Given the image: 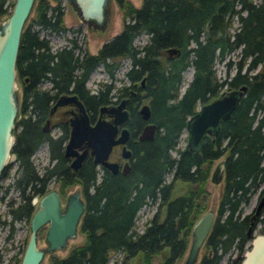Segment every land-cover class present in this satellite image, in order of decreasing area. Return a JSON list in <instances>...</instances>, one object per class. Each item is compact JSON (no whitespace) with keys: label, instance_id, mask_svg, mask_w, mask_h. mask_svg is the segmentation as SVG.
I'll list each match as a JSON object with an SVG mask.
<instances>
[{"label":"trees","instance_id":"obj_1","mask_svg":"<svg viewBox=\"0 0 264 264\" xmlns=\"http://www.w3.org/2000/svg\"><path fill=\"white\" fill-rule=\"evenodd\" d=\"M116 1L122 8V29L102 43L95 54L80 49L73 41H70L71 45H62L51 51L48 38L39 36V31L62 32L65 26L59 4L50 6L47 0H35L34 14L20 35L15 62L19 80L23 76L29 80L32 76L41 78L49 69L52 70V80H55L56 75L66 70L70 73L75 65H81L87 72L97 63H101L112 76L117 59L129 58L130 66L124 74L130 83L116 87L111 82L103 83L94 96H98V102L104 103L112 90L116 94H127L133 89V83L144 76V85L138 88L137 95L141 91L143 97L149 98V120L156 123L152 139L132 146V174L103 172L97 182L93 175L81 180L76 174L72 180L62 183L64 186L77 181L83 186L85 204L79 225L83 241L72 245L62 257L51 256L50 264H127L133 257H137L141 264H148L164 249L166 254L161 264L177 261L186 247L191 225L202 210L195 198L203 191L212 159L219 149L202 147L197 155L180 150L178 156L171 155L170 150L175 148L185 119L195 111L197 104L218 95L224 86L233 88L246 84L244 95L230 117L234 123L226 126L220 121L221 129L233 131L227 144L231 149L226 160L228 176L211 231L202 244L203 254L197 262L217 264L220 257L231 250L232 241L239 235L233 246L234 256L225 262L238 264L244 249V235L243 219L238 218L236 212L246 202L244 192L249 186L242 181L257 168L264 147V105L259 99L264 93V0H141L137 7L129 0ZM12 3L13 0H0V16L9 12ZM233 18L237 25L231 31ZM141 33L147 34V41L141 45L133 44L134 37ZM169 46L178 48L179 53L173 56L163 54ZM75 48L78 49L76 53ZM235 49L238 58L234 62L230 59L224 61L225 73L232 63L234 73L218 78L214 62ZM189 65L192 66L191 77L180 93L182 72ZM256 66L259 68L252 71ZM29 93L31 89L26 87L23 98L26 99ZM25 99L20 100L18 106L21 116L28 105ZM129 103L135 105L132 99ZM130 111L136 126L129 125L136 129L143 121L135 107ZM256 114H260L257 125L250 128L251 119ZM20 122L21 118L16 120L15 128ZM233 138H236L234 143L231 142ZM17 144L19 140L13 144L17 165L12 185L21 193L30 186L32 192L29 189L17 203L13 198L6 201L4 214L0 215V226H8L6 237L12 232L14 220L28 221L31 214L29 198L34 192L32 182L38 178L30 158L34 146L23 150ZM234 151L237 152L233 155ZM205 158L208 160L200 168V162ZM7 167L8 164L1 171L0 179L5 176ZM167 173L170 177L166 181L164 176ZM178 178L193 183L194 190L173 194L172 184ZM7 188L0 195V201ZM146 203H155V210L142 230L137 231L135 214ZM113 252L121 256L108 263Z\"/></svg>","mask_w":264,"mask_h":264},{"label":"water","instance_id":"obj_2","mask_svg":"<svg viewBox=\"0 0 264 264\" xmlns=\"http://www.w3.org/2000/svg\"><path fill=\"white\" fill-rule=\"evenodd\" d=\"M59 1V0H54ZM74 10L80 21L87 26L103 31L109 17L110 0H65ZM35 0H13L9 12L0 19V173L3 168L14 162L15 153L11 150L14 141L15 122L18 114V96L16 83L15 62L20 42V35L24 22ZM167 53L178 54L179 49L169 46ZM143 77L140 84H143ZM246 84L237 87H226L218 95L198 105L196 110L185 119L186 143L184 149L195 155L200 145L208 140L209 134H216L220 121L228 118L238 106ZM67 100L74 101L79 110V117L73 122L70 120V129L64 155L72 152L73 146L83 143V150L77 154V160L89 149L94 162L100 163L111 171L116 170V164L106 160L108 151L113 144L123 143L128 135L126 127L122 126L117 133V127L127 118L124 105L126 97H121L115 105L102 104L99 107V117L93 125L88 123L87 115L80 101L74 96H61L55 104ZM138 112L142 119H148L150 109L147 102L140 105ZM105 113L110 116L105 120L100 116ZM156 129V123L146 122L137 135L138 139H151ZM123 155L129 150L122 146ZM78 163V162H77ZM72 166H75L71 162ZM221 165V162L218 166ZM127 167L124 163L123 170ZM35 208L28 218V235L19 255L18 264H39L45 252H52L64 248L68 239L76 234L79 218L84 210V204L76 191L67 195L64 202H60L58 194L51 189L31 199ZM264 203V194L255 205L252 218L258 213ZM214 220L213 208L209 207L202 212L192 223L189 231V241L186 253L181 264H195L200 247L203 244ZM251 224V223H250ZM46 225L43 240L45 245L38 246L37 234L39 228ZM252 228H246L249 243L240 254L238 264H264V228L260 232L250 235Z\"/></svg>","mask_w":264,"mask_h":264},{"label":"flooded vegetation","instance_id":"obj_3","mask_svg":"<svg viewBox=\"0 0 264 264\" xmlns=\"http://www.w3.org/2000/svg\"><path fill=\"white\" fill-rule=\"evenodd\" d=\"M87 27H89L93 30H97V29L93 28L91 25H89ZM121 29H122V27H121ZM116 34H114V35H116ZM113 36H111V37H113ZM146 36H147V34H146ZM67 39L69 41L68 45H71V42L73 41V44H75V46H77V47L79 46L75 42V36L68 37ZM106 41L107 40L103 41L102 43H104ZM146 41H147V38H146ZM101 45H100V47H101ZM54 50H51V51H54ZM82 50H84V49H82ZM73 51L76 53V52H78V49L75 48V49H73ZM95 53H89V54H95ZM163 54H165L167 56L177 55L174 53H167V52H165V50H164ZM97 65L101 66L104 69V66L101 63H97L92 69H90L87 72H86V70H84L83 67H81V65H75L69 71L70 73H68V71L66 70L67 72L64 71L62 74L56 75L55 80H52V73H51L52 70H50V69H49V71L47 70V72L41 78H35L34 76H32L31 80H29V78L27 76H23L22 80H19L16 76V83H18V86L20 87L18 106H19L20 100L23 101V99H25L23 97L25 95L26 87L27 88L29 87V89H31V93H29L28 97L25 99L26 102L28 101V105H27L26 109L24 110V113L22 114V116L19 115V117L16 119L18 121L21 118V122L17 125V127L14 130L13 144L16 142V140L17 141L19 140V144H17V147L20 149H23V150H26L27 147H29V146H34V149L30 153V158L33 157V155H35V153H34L35 150L42 145L41 147L44 148L45 154H46L48 161H49V164L39 166L38 162L35 163L34 160H32V158H31L34 170L36 172V177H38V178L32 182L33 186H34V192L31 193V196L29 198V204H30V208H31L30 213H32V211L35 208V203L31 202L32 197L34 195L39 197L40 195L46 193L47 191H49L51 189H53L57 192L60 202H64L67 195L76 191L79 198L82 200L83 204H85L84 196H83V186H82L81 182L75 181L69 185L61 186L62 183H64L66 180H69V179L72 180L74 175H76V174L80 175L81 180L82 179L86 180L89 178L90 175H93L95 178V181L97 182L99 180V177L101 176V174L103 172H108V173H111L114 175H129V174H132L134 171V165H133V159H134V153L133 152L134 151H133L132 146L135 143H138L142 140L147 139V138L138 139L137 135L140 132L143 124H145L146 122H153V121L149 120V118L148 119H142L140 117L139 112H138L140 105L144 102H147L148 107H149V98L143 97V94L141 91L138 92V95H137L138 88L143 87V85H144V79H143L142 85L140 84V79L138 80L137 84L133 83L134 84L133 89H129L127 94H123V93H117V94L112 93V94H110L109 93L108 94L109 97L106 98V101L104 103H100L97 101L98 96H94L97 93V91L99 90L100 85L96 86L95 88H90V86L87 84L89 82V77H90L91 72L95 69V67ZM142 77L144 78V76H142ZM127 80H128V83H130L128 78H127ZM226 87H228V86H226ZM17 96H18V93H17ZM61 96H74L78 101H80V103L82 104L84 111L87 115L88 123L90 125H93L95 120L99 117V107L102 104L115 105L121 97H126V103H125L124 107L127 110V118L124 122H122L121 124L118 125L116 136L118 135V131L122 126L127 128L128 135H127V137L123 143L113 144L110 147L108 154H107V157H106L107 161L113 162L116 164V170L115 171H111L110 169L104 167L100 163L94 162L92 159V155L89 152V149H86L83 157H81L80 160H77L76 159L77 154L81 153V151L83 150V146H82L83 143H81L80 146H77V145L73 146L72 152L69 153L68 155H64V147H65V144L67 143L68 136H69L70 120H71V122H73L76 118L79 117V110H78L77 105L74 103V101H71V100H67V101L60 103V104H55L57 99ZM130 99H132V101H135V105H132L129 103ZM259 99H260V103L262 105H264V102L261 100V97ZM197 105H199V104H197ZM134 107H135V110H136L138 117L143 121L140 124V126L136 127V129L130 128V125H129L132 123V125L136 126V120L130 111V109H134ZM196 108H197V106H196ZM149 109H150V107H149ZM261 110L262 109H260V111ZM18 114H19V112H18ZM231 114L228 118L222 120L223 122H225L224 124L226 126L234 123L233 122L234 119L230 118L232 116ZM259 116H260V114L254 115V118H252L251 122H250V128L257 125ZM100 117L105 119V120L110 119V116L105 114V113H103ZM149 117H150V115H149ZM229 118L231 119V121ZM219 126H220V123H219ZM15 132H19V134L17 135V134H15ZM231 132H233V131L230 128L221 129L219 127L216 134H213V135L209 134L208 140L204 141L199 147V151L201 150L202 147H206V146H210L212 149H219V151H218L219 153L214 157V159H212V161H214V160H217V161L212 166V169L210 168L211 170L208 171V175L205 179L203 187L206 184L207 179L211 180L214 184L220 183L221 184L220 195L222 193L223 186L226 185V182H227L226 177L228 176V172H227L226 160H227V158L231 152V149L228 147L227 144L230 142ZM154 133H155V131H154ZM153 136H154V134H153ZM231 142L232 143L236 142V138H233L231 140ZM122 146H124L126 148V150H129V154L127 156H124L122 154L123 153ZM174 149L176 150L175 156L179 155L180 150L188 151V150L184 149V146L182 148L177 147ZM11 150L15 153V150H13V145H12ZM199 151L197 153H199ZM236 152L237 151H234L233 155ZM197 153L195 155H197ZM15 155H16V153H15ZM35 157L39 158V159L42 158V156H40L39 154H36ZM207 160H208V158H205V161L200 162V168H203L205 166ZM14 162H16V165H17V161L15 160ZM71 162L75 166H72ZM125 162L127 164V167L125 168V170H123V166H124ZM220 162H221V165L218 166ZM9 164H8V166H9ZM211 165H212V163H211ZM48 171H50L51 174H49ZM15 172H16V168H15ZM167 174H169V173H167ZM64 175H65V177H63ZM164 178H165V176H164ZM12 180L9 184H7V186L9 188V186L11 185L12 190L14 191L13 192L14 196H8L7 199H5V198L4 199L7 201L10 198H13L14 202L17 203L20 200H22V195L25 194L26 192H28L29 189H30V192H32V190H31L32 187L30 188V186H26L24 192L21 193L19 191V189L13 188ZM176 180L181 181V182L183 181L187 184V187H189L190 189H186V191L187 190H191V191L194 190L193 189L194 184L191 183L190 181H185V180H182L181 178H178ZM242 182L244 184H249L247 190L244 192V196L247 197L246 202L248 201L251 193L255 195L253 205L248 212H246L244 214L241 211L242 206H240L239 210L236 212L238 214V218L243 219L242 231H243L244 237H243L242 247L246 248L248 246V243H249V237L246 234V228L248 226H250V228H252L250 231V235L254 234L253 233L254 224L257 221V219H259L260 212L264 208V203H263L260 206L258 213L255 214L252 218H250V215L254 212L255 205L257 204V202L259 201L261 196L264 194V147L261 150V158H260V161L257 165V168L254 171H252L251 173H249V175H247ZM52 183L54 184V186H49V184H52ZM7 186H5L1 190L0 195H3L5 188ZM0 187H1V184H0ZM8 188H7V191H8ZM181 194L182 193L179 192L177 195H181ZM5 195H6V193H5ZM204 196H205V192L203 191L200 194V197L202 200L204 199ZM196 199L197 198H195V202H196ZM219 200H220V196H219ZM146 204H148V203H146ZM218 206H219V201H218ZM218 206L216 209V215L218 212ZM83 212H84V210H83ZM82 214H81V216L79 218V222L77 224L78 231H79V225H80V220H81ZM216 215L214 216V220H215ZM45 227H46V225H43L42 227L39 228V230L41 228H44V230H45ZM210 231H211V228H210L206 238L208 237ZM260 231H262V229L258 230L257 232H260ZM206 238L204 239V241L206 240ZM239 238H240L239 235H237V237L234 238V240L232 241L233 244H232L231 250H233V248L235 247L234 243H237ZM247 241H248V243H247ZM231 250H229V251H231ZM113 253H118V252H113ZM113 253L110 254L108 263H110L111 261H113V259L115 257H117V256H114L112 259H110L111 255ZM230 257H233V256H231V254L229 252L226 260H228ZM17 258H18L17 255H14V254L11 255L10 256L11 260H9V263L10 264H14V263L18 264L19 260H17Z\"/></svg>","mask_w":264,"mask_h":264},{"label":"rangeland","instance_id":"obj_4","mask_svg":"<svg viewBox=\"0 0 264 264\" xmlns=\"http://www.w3.org/2000/svg\"><path fill=\"white\" fill-rule=\"evenodd\" d=\"M129 1L135 7L139 6L141 3V0H129ZM253 1H258V0H253ZM47 3L50 6L57 4V3L59 4V6L62 9V16H61L62 23L65 26V30L62 32H54L48 29H42L39 31V36H45L46 38H48L51 50H54L62 45H68L69 41L67 38L75 36V42L79 45L80 49H85L89 53H95L103 41L110 39L111 36L119 32L122 27V8L119 6L116 0H110L109 17H108L107 25L103 31L93 30L87 27L85 23L79 20L74 10L70 7V5L65 0H59V1L47 0ZM33 14H34V10L32 7L24 22V27L29 22V20L32 18ZM5 15L6 14L0 16V19H2ZM236 25H237L236 19L233 18L231 22L230 30L232 31V29L235 28ZM33 26L36 27L35 25ZM146 38H147L146 34L141 33L137 35L136 37H134L133 44L141 45L146 41ZM237 52H238L237 49L230 51L225 55V57L222 60L214 62L213 66H214V69H215V72L218 78L222 79L224 77H229L234 73L235 69L233 67L234 66L233 63L231 67L229 68L228 73L227 74L225 73L224 61L227 59H230L234 62L238 58ZM129 66H130L129 58H126V57L118 58L117 65L113 71V75L109 76L101 66L97 65L95 69L91 72L90 77H89V82L87 84L90 86V88H95L98 85L103 86V83H108V82H111L114 85L113 87H116L122 84H127L128 80L124 73ZM258 68L259 66H256L252 71L257 70ZM191 73H192V66L190 65L187 66L183 70L182 80L179 84L180 93L182 92L183 88L185 87L188 80L190 79ZM137 83L138 81H136V84ZM225 87L226 86H224L223 89H225ZM112 92L114 93L113 90ZM17 93H18V100H19L20 87L18 86V83H17ZM261 100L264 102V93L261 95ZM185 143H186V130L185 128H183L177 139L175 148L177 147L182 148L185 145ZM41 146L35 150L34 152L35 155L31 157L35 163L38 162L39 166L49 164L48 158L45 154V150ZM36 154H39L40 156H42V158L41 159L36 158L35 157ZM170 154L176 155V150L171 149ZM216 161L217 160L212 161V165H210L211 169ZM15 168H16V162H12L9 164L7 171H6V175L2 179H0V184H1L0 192L13 179L15 175ZM210 168L209 170H211ZM169 177L170 175L166 174L165 180L166 181L169 180ZM49 186H54V184L53 183L49 184ZM172 187H173V194H176V195L179 192L183 193L186 191V189H190L189 187H187V184L185 182L183 181L181 182L178 180H174ZM203 191L205 192L204 199L203 200L201 199L200 197L201 193L199 194L200 198L198 197L196 199V202H199L202 207V210L199 213V215L212 206L213 215L215 216L216 209L218 206L219 196L221 192V184L220 183L214 184L211 180L207 179L206 184L203 187ZM13 192L14 191L12 190V187L10 185L4 198L7 199L8 196H14ZM5 199L0 201V215L4 214V210L6 208ZM254 199H255V195L251 193L248 201L242 205L241 211L244 214L250 210V208L253 205ZM154 210H155V203L154 204H144L138 208L135 214V218H134V226L137 231L142 230L144 224L146 223L148 218L151 217ZM5 216L9 218V215H5ZM263 228H264V208L260 212L259 219H257V221L254 224L253 233H256L260 229L263 230ZM44 231H45L44 228H41L37 234V244L40 247L45 245L44 240H43ZM7 233H8V226L7 225H5L4 227L0 226V264H10L9 263V260H11L10 256L13 254L19 256L20 249L24 245V242L26 241V238L28 235V221L25 219L14 220L13 229H12L10 236L6 237ZM82 241H83V235L82 233L78 231V227H77L75 236L68 239L67 244L64 248L56 249L52 252H45L39 264H50L51 256L55 255V256L62 257L65 255L67 250L72 245L81 243ZM188 241H189V234L187 237L186 246H187ZM203 251H204V247L201 246L199 249L195 264H197V262L200 260L203 254ZM229 252L231 256H234L235 251L233 250L228 251L220 257V260L218 261L217 264H225V262L227 261L226 259H227V255L229 254ZM185 253H186V247L181 257L177 261H175L173 264H181ZM165 254H166V249L154 255L148 264H161L162 257ZM114 256L120 257L121 254L113 253L110 259H112ZM127 264H141V263L137 257H133L129 259V262Z\"/></svg>","mask_w":264,"mask_h":264}]
</instances>
